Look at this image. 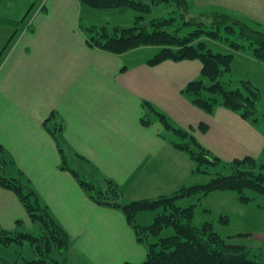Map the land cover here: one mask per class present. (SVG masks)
Wrapping results in <instances>:
<instances>
[{"label": "crops", "instance_id": "0c3cea01", "mask_svg": "<svg viewBox=\"0 0 264 264\" xmlns=\"http://www.w3.org/2000/svg\"><path fill=\"white\" fill-rule=\"evenodd\" d=\"M50 2L55 9L52 12ZM199 2L204 7L198 11L209 10L210 6H205L208 4L214 11L227 12L242 20H264V0ZM44 6L47 11L41 8L28 20L31 23L27 32H23L24 28L17 30L22 38L12 54L5 56L10 43L3 51V58H7L0 64V143L5 148L4 171L8 177L29 186L67 232L70 245L66 264H72V260H79L80 264H141L147 259V247L137 240L125 214L118 208L96 204L72 172L62 169L61 151L68 167L81 178L95 183L102 191L112 181L127 203L155 199L196 185L190 182L197 177L194 162L174 148L172 142L176 140L158 122V117L153 112L146 113L147 103L157 107L152 98L155 91L168 88L171 79L124 77L127 69L114 59L123 54L108 53L88 42L85 26L78 17V10L84 6L78 0H45ZM66 8L70 11L65 12ZM64 20L69 27L61 29L65 25L58 21ZM64 36L67 38L63 41ZM248 56L253 57L250 53ZM145 68L142 74L157 66L147 63ZM160 94L163 101H169L162 91ZM178 110L179 117L181 109ZM215 120L214 149L233 148L239 141L256 143L245 140L248 135H253L251 140L264 141V126L238 112L223 109ZM236 131L240 136L235 135ZM214 195L224 202L225 210L218 211L228 215L230 222L231 218L238 220L226 210L227 202L241 220L248 218L244 212L249 205L240 204L236 195ZM210 207L214 206L209 204L206 209L213 212ZM254 220V224L262 223L257 218ZM25 221L32 222L18 196L0 185V229L9 231ZM243 231L228 237L233 241L237 237L250 240L258 235L264 242L263 232ZM78 237L89 251L77 244Z\"/></svg>", "mask_w": 264, "mask_h": 264}, {"label": "trees", "instance_id": "16d2710c", "mask_svg": "<svg viewBox=\"0 0 264 264\" xmlns=\"http://www.w3.org/2000/svg\"><path fill=\"white\" fill-rule=\"evenodd\" d=\"M78 1L82 6L95 10H132L136 13L134 25L129 28L96 25L84 28L92 47L116 55L147 46L160 47L159 53L148 61L150 66L167 61L200 60L202 75L211 84L206 85L200 80L187 85L185 92L192 97L193 103L210 113L221 105L240 113L245 119L259 121L256 108L261 99L259 88L248 81H242L239 88L227 89L222 78L232 71L233 56L215 53L202 41L204 37L221 40L232 50L247 51L258 61L264 62V32L258 28L227 12L214 11L212 5H205L210 6L209 10L198 11L204 5L191 0ZM161 4L175 8L169 12V16L151 18L153 8ZM0 22L14 27L23 23L3 18H0ZM188 27H194V30L183 34ZM146 106L158 117L165 130L173 132L179 138V141L172 142L174 148L186 153L195 164V172L210 177L208 182L184 187L155 199L125 203L122 201L123 193L115 183L110 181L107 190L102 191L95 183L81 178L76 171L70 169L66 156L61 151L62 169L72 172L96 204L118 208L125 214L137 240L147 247V259L141 264H264V250L238 245L232 238H224L215 229L213 221H207L201 227L195 226L193 220L196 205L186 208L178 205L180 200L195 198L197 193L202 194L201 199L214 192L233 193L242 204L249 205L254 200V195H264V164L252 157L237 158L230 164L231 174L214 176L210 169L221 165V159L205 149L192 133L176 128L165 114L157 111L150 103ZM143 122L150 124L149 121ZM51 132L55 135L54 131ZM4 152L5 148L0 143V185L18 196L31 221H39L44 232L34 234L0 229V242L32 243L40 258L23 264H66L70 245L67 232L54 220L48 209L42 206L29 186L6 175ZM149 210L162 213L148 226L137 224L138 214ZM229 221L227 216L219 217L220 223L226 224ZM168 229L172 233L165 236ZM54 248L59 250L61 261L50 257ZM1 260L0 258V264Z\"/></svg>", "mask_w": 264, "mask_h": 264}, {"label": "rangeland", "instance_id": "374dc122", "mask_svg": "<svg viewBox=\"0 0 264 264\" xmlns=\"http://www.w3.org/2000/svg\"><path fill=\"white\" fill-rule=\"evenodd\" d=\"M192 2H199V0H191ZM45 0H0V17L1 18H9V20L23 22L18 26H10L0 22V56L3 54V51L7 49V43H10V49L5 53V56L8 57L12 54L13 49L20 44V39L22 38V34L18 33L24 28L23 32H27L26 28L29 27V19L33 17L34 13L42 10L47 11L44 6ZM262 2V0H261ZM53 3L50 2L49 10L52 12ZM174 6H168L167 4H161L159 6H155L153 9V13L150 15L151 18L160 17V16H169V12L173 10ZM49 11V12H50ZM70 11L67 8L64 10ZM79 21L80 24L86 27L96 25L98 27L108 26L110 28L113 27H121V28H129L134 25V20L136 13L132 10H118V9H104V10H95L88 7H82V9L78 10ZM25 16H29L28 19L22 20ZM61 25V29L68 26L67 21H58ZM245 22L250 23L252 26L258 28L260 31L264 32V20L261 19H253V18H245ZM31 23V22H30ZM52 23H56V21H52ZM78 22V25H80ZM69 27V26H68ZM194 30V27H188L183 34L191 32ZM223 34V33H222ZM11 37V38H10ZM67 36H64L63 41L66 40ZM10 39V40H9ZM9 41V42H8ZM34 41V40H33ZM204 44L208 49L215 53L221 54H231L233 56L231 62L232 71L226 74L222 81L225 84V87L229 90H235L241 86L242 81H248L251 84L255 85L259 88L261 92V99L257 103V111L258 116L260 117L257 123L264 126V63L261 61L255 60L248 56L247 51H236L232 50L229 45L225 44L221 40H215L209 37L202 38ZM22 44V43H21ZM33 46V42L31 43ZM250 50V49H248ZM160 51V47L157 46H147L142 47L130 52L123 54L122 56H118L114 59L116 61H121L123 69L126 70L124 72V77L129 76L130 79L141 78L142 76H160V77H169L171 80L168 88L165 87L162 91V95L165 97H169V101H163L161 97V91L156 90L153 98L156 109L158 111L164 110L168 112V119L170 122L176 127L180 129L187 130L192 133L197 138V141L207 150H209L214 156L221 159V165L210 169L212 175L216 176L217 174H225L229 175L232 173L230 164L238 157H252L257 160L259 163L264 164V141H256L251 140L253 137L252 133L248 136H245V140H250L256 142L254 144H246L241 141L234 144L233 148L227 149L226 147H220L214 149V133L216 132L217 122L215 117L217 113L226 109L224 106L218 105L215 107L213 112H207L202 108L196 106L193 103L192 97L185 92L187 85L192 81H200L203 80L206 85L211 84L208 80H206L202 75V63L200 60H191V61H182V62H174L167 61L162 64L157 65V68H148L149 72H143L142 69L145 68L148 61L152 59L156 54ZM4 55V54H3ZM2 55L0 59V64L4 62ZM1 64V65H2ZM149 67V66H148ZM152 70L153 72H150ZM185 96V98L179 97V94ZM183 96V97H184ZM185 101V103H184ZM178 103V104H177ZM181 109V115L178 117L179 110ZM230 110V109H229ZM231 111V110H230ZM163 112V111H161ZM146 113L150 115L151 111L149 108L146 109ZM164 113V112H163ZM165 114V113H164ZM173 119H171V117ZM197 118V121H191L194 118ZM263 117V118H261ZM159 120V119H158ZM251 121V120H250ZM160 123V121H158ZM254 123V121H252ZM205 126V127H204ZM192 127V128H191ZM210 129V130H209ZM171 136L174 140L179 141L178 137H175L173 132H170ZM206 134V136L202 139V137ZM237 136H240V132L236 131ZM238 154V155H235ZM242 157V158H245ZM195 165V164H194ZM197 177L191 179L190 182H194L193 184L206 183L209 181L210 177L205 174L196 173ZM190 178V177H189ZM188 178V180H189ZM107 187H105V190ZM214 193H223V192H214ZM214 193L209 194L206 197H201L202 194L197 193L196 197H192L189 199H183L178 202V205L181 208H186L192 204H195V212H194V220L193 224L197 227H201L207 221H213L215 223V229L221 234L224 238H228V235L239 234V232H244L243 230L257 229L258 232L264 233L263 222H264V195H254L253 201L249 204L247 210L244 212L248 218L241 220L240 214L235 213L232 208H230L229 203L227 202L229 210L234 214V217L237 222L231 218V222L223 224L219 222L220 216H227L225 214H221L220 208L224 209V202L220 200V196L214 195ZM233 194V193H229ZM235 195V194H234ZM237 196V195H236ZM212 197L210 200L209 198ZM238 198V196H237ZM201 200V201H200ZM239 200V198H238ZM123 201V199H122ZM240 201V200H239ZM124 202V201H123ZM127 203V202H125ZM213 205V212L206 209L208 205ZM240 204H242L240 202ZM245 205V204H244ZM227 212V211H226ZM162 211H146L141 212L137 218V224L142 226H148L154 222L159 214ZM257 218L262 221V223H255ZM248 220V221H247ZM247 221V222H246ZM261 229H263L261 231ZM3 230V229H2ZM10 232H30L34 234L43 233V227L39 221L34 222H19L15 228H9ZM249 231V232H250ZM171 229L165 231L164 235L171 234ZM256 237L247 236L251 238L250 240L243 238H235L234 242L237 244H250L253 245L254 249L260 250V248H264V242L258 235ZM77 244L81 248H86L89 251V247L86 244H83L82 238L78 237L76 239ZM255 250V251H256ZM78 251V250H77ZM79 253V252H78ZM51 258L56 260H62L59 250L54 248L50 255ZM74 257L77 259V254H74ZM0 258L2 259V264H23L27 261L38 260L40 258L39 253L36 251V247L30 243L29 241H25L23 243L12 242L10 244H4L0 242ZM78 260V259H77ZM144 262V261H143ZM142 262V263H143ZM72 264H80L79 260H72Z\"/></svg>", "mask_w": 264, "mask_h": 264}]
</instances>
